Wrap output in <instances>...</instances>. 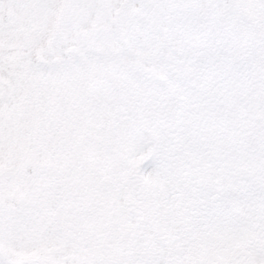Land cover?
<instances>
[{
    "label": "snow or ice",
    "instance_id": "1",
    "mask_svg": "<svg viewBox=\"0 0 264 264\" xmlns=\"http://www.w3.org/2000/svg\"><path fill=\"white\" fill-rule=\"evenodd\" d=\"M0 264H264V0H0Z\"/></svg>",
    "mask_w": 264,
    "mask_h": 264
}]
</instances>
